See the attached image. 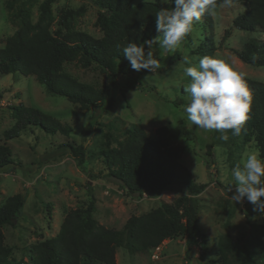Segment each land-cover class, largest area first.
<instances>
[{"label": "trees", "instance_id": "1", "mask_svg": "<svg viewBox=\"0 0 264 264\" xmlns=\"http://www.w3.org/2000/svg\"><path fill=\"white\" fill-rule=\"evenodd\" d=\"M55 0H20L14 7V0L6 3L8 18L16 29L8 35L0 47V74L19 73L34 76L50 95L64 97L78 105L80 110L101 108L104 112L112 109L114 91H124L141 84L138 74L132 70L123 56V48L129 43L141 44L144 40L158 35L155 14L161 8H171L159 0H94L103 12L97 17L101 37L76 30L75 17L84 13V8L62 12L58 24L59 33L51 31L54 22L51 5ZM222 0H217V6ZM244 10L232 20V27L242 31L264 33V0H234ZM37 5L38 16L32 20L31 9ZM203 28L213 31L210 14L203 16ZM231 35V29L223 38ZM158 44H153V46ZM198 47V46H197ZM201 47L194 53L209 56L216 49ZM237 58L248 65L264 66V40L253 39L244 42L239 49H232ZM158 52V51H157ZM156 52V53H157ZM255 57V59H254ZM74 63L88 69L96 66L107 77L101 86L83 82L64 69ZM122 76V82L118 77ZM244 77V76H243ZM251 94L250 119L241 135L245 140L252 136L264 159V82L244 77ZM13 124L3 131L5 140L19 138L27 128L35 127L47 135L59 133L69 136L72 127L54 116L22 103L10 108ZM108 129L116 130L114 123ZM229 140L232 136L228 131ZM156 137L148 136L145 129L130 124L122 131L123 138L110 146L107 141L97 155L107 168V175L119 183L130 196L140 197L146 193L158 196L165 190L183 188L185 194L171 201L161 200L158 207L138 215H131L121 229L100 224L93 195L84 207L68 210L60 223L58 232L50 238L32 243L27 247V264H116L117 248H124L129 254H142L159 246L167 239L185 237L186 244H205L206 236L198 224L199 203L197 196L207 187L196 183L186 165L181 162L182 149L172 141L195 138L194 133L184 125L160 126L155 129ZM111 138V133H108ZM219 131H213L215 140H222ZM224 143L225 141L222 140ZM214 142L208 144L213 147ZM66 148L70 155L82 165L85 150L81 144L65 142L58 145ZM13 164L11 149L0 144V170ZM24 205V195L15 193L0 204V264H12L13 249L5 244L3 228L16 226V220ZM218 258L223 264H264V222L251 223L246 234L234 240L223 233L217 240Z\"/></svg>", "mask_w": 264, "mask_h": 264}, {"label": "rangeland", "instance_id": "2", "mask_svg": "<svg viewBox=\"0 0 264 264\" xmlns=\"http://www.w3.org/2000/svg\"><path fill=\"white\" fill-rule=\"evenodd\" d=\"M8 1L12 0H0V47L16 29V24L8 18ZM19 1L14 0L13 8ZM159 2L164 3V0ZM80 7L85 10L81 16L74 18V28L93 37H101L102 31L96 21L103 12L94 0H55L51 5L54 15L51 31L60 32L58 20L62 12ZM243 10L244 6L236 3L231 7L217 6L210 14L213 31L203 28L202 16L194 25L193 32L175 52H166L159 44L152 46L154 58L160 62L159 69L155 74L144 70L135 72L141 84L137 83L135 87L124 91V97L119 86L113 93L115 102L108 112L99 107L80 110L78 105L64 97L48 94L34 76L0 74V97L4 101L0 107V144L10 147L13 159V164L0 170V204L15 193L24 195V205L18 214L16 226L6 225L3 228L5 244L13 249L12 264H27V247L53 237L58 232L64 214L70 209L86 206L91 195L95 200L94 216L97 221L105 227L121 229L131 215L156 208L161 200L169 202L185 194L183 188L177 187L165 190L158 196L146 193L140 197L130 196L107 175V168L97 153L107 141L110 146H115V141L123 138L122 131L132 123L145 129L151 138L156 137L155 129L160 126L170 128L181 124L194 133L195 138L192 140L179 138L172 142L181 147V162L188 167L193 180L207 184L206 189L197 196L198 224L206 241L201 246H188L185 237H176L163 241L157 250L155 247L134 255L124 248H117L116 264H223L218 258V237L228 233L236 240L247 233L249 224L264 222V216L254 211L253 204L247 200L235 203L231 199L235 192L231 169L237 164L242 167L249 154H259L253 137L245 140L240 135L238 139L224 143L215 140L214 130L197 128L187 119L184 111L190 103L184 87L191 78L183 72L186 66L183 59L188 56L196 64L202 57L194 53L199 45L209 48L222 44L209 56L228 62L244 77L264 82V66L245 64L232 51L249 40H264V33L260 31L248 32L232 27L233 18ZM31 11L32 20L35 21L38 16L37 5ZM228 29H231V35L224 39V32ZM64 69L81 81L96 86L107 82L106 75L96 66L84 69L69 63ZM122 80V76L117 79L119 83ZM18 103L36 107L54 116L69 124L72 131L69 136L59 133L47 135L31 127L22 132L19 138L5 140L2 133L14 122L9 108ZM109 123H114L116 130H109ZM108 133L112 135L110 139ZM65 142L84 147L86 160L82 165L77 163L68 149L58 147ZM212 142L213 147L208 148Z\"/></svg>", "mask_w": 264, "mask_h": 264}, {"label": "clouds", "instance_id": "3", "mask_svg": "<svg viewBox=\"0 0 264 264\" xmlns=\"http://www.w3.org/2000/svg\"><path fill=\"white\" fill-rule=\"evenodd\" d=\"M169 2L173 7L161 8L155 14L158 35L123 48V56L132 70L155 74L160 62L151 51L153 44H159L166 52H175L202 16L211 14L217 7V0H164L165 4ZM233 4L234 0L221 2L222 7ZM183 63L185 76L191 78L184 87L190 97L184 109L187 119L199 129L221 132L220 138L225 142L229 140V130L232 136H240L250 119L252 104V94L243 74L228 62L211 56L200 57L196 64L185 56ZM231 175L235 181L231 199L235 203L247 200L254 205V211L264 216V199H261L264 198V161L259 154H249L242 167L237 164L231 169Z\"/></svg>", "mask_w": 264, "mask_h": 264}, {"label": "built area", "instance_id": "4", "mask_svg": "<svg viewBox=\"0 0 264 264\" xmlns=\"http://www.w3.org/2000/svg\"><path fill=\"white\" fill-rule=\"evenodd\" d=\"M4 105L3 99L0 97V107ZM158 249V246L156 247V250ZM154 258H157L156 255L153 256Z\"/></svg>", "mask_w": 264, "mask_h": 264}, {"label": "bare ground", "instance_id": "5", "mask_svg": "<svg viewBox=\"0 0 264 264\" xmlns=\"http://www.w3.org/2000/svg\"><path fill=\"white\" fill-rule=\"evenodd\" d=\"M239 63V62H238Z\"/></svg>", "mask_w": 264, "mask_h": 264}, {"label": "crops", "instance_id": "6", "mask_svg": "<svg viewBox=\"0 0 264 264\" xmlns=\"http://www.w3.org/2000/svg\"><path fill=\"white\" fill-rule=\"evenodd\" d=\"M263 40V39H262Z\"/></svg>", "mask_w": 264, "mask_h": 264}]
</instances>
